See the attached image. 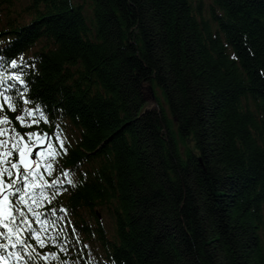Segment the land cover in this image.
Instances as JSON below:
<instances>
[{
	"label": "trees",
	"instance_id": "obj_1",
	"mask_svg": "<svg viewBox=\"0 0 264 264\" xmlns=\"http://www.w3.org/2000/svg\"><path fill=\"white\" fill-rule=\"evenodd\" d=\"M18 3L0 0V64L50 123L0 115L68 129L48 179L74 172L38 209L62 231L34 253L57 256L27 264H264V0Z\"/></svg>",
	"mask_w": 264,
	"mask_h": 264
},
{
	"label": "snow or ice",
	"instance_id": "obj_2",
	"mask_svg": "<svg viewBox=\"0 0 264 264\" xmlns=\"http://www.w3.org/2000/svg\"><path fill=\"white\" fill-rule=\"evenodd\" d=\"M11 65L13 69H17L18 61L12 59ZM2 67L0 64V68ZM17 85L22 87L17 88ZM27 91L28 83L24 79L23 68L0 73V110L6 104L9 111L18 112L15 121L21 127L39 125L41 120L50 123L40 104L33 108L27 107L31 102L25 94ZM10 92H15V95L9 94ZM16 101L23 105L19 110ZM37 113L40 119L27 118L35 117ZM4 124L11 127H3ZM5 135L8 136L7 140L0 138V229H3L0 230V238L7 237V243H0V249L21 244L24 245V251L32 255L37 247H44L49 241L57 244L56 237L62 231L58 223H49L45 212L38 209L51 203L53 197L48 195L49 191H63L64 183L74 184L68 169H63L54 179H48L55 172L58 158L67 153V148L58 132L50 134L34 131L22 134L15 130L9 116L0 115V137ZM34 149L39 159L33 158ZM61 210L66 211L63 206ZM50 211L54 215L57 209L51 208ZM62 219L63 217H56L57 221ZM50 230L51 235L48 234ZM67 242L65 236L62 244ZM61 251L67 252V249L61 246ZM16 256L19 259L20 253L17 252ZM36 256L37 259L46 260L50 256L56 257L57 253L36 252ZM0 264H8L4 255H0Z\"/></svg>",
	"mask_w": 264,
	"mask_h": 264
},
{
	"label": "rangeland",
	"instance_id": "obj_3",
	"mask_svg": "<svg viewBox=\"0 0 264 264\" xmlns=\"http://www.w3.org/2000/svg\"><path fill=\"white\" fill-rule=\"evenodd\" d=\"M25 3H26V0H21V3L20 4L18 3L16 5V9H19L20 7L23 8L25 6ZM21 17H24V20H28L26 18V15H24V14H22ZM145 94H148L147 90L145 91ZM155 95L157 97V100H158L159 104L165 109L166 114L170 117V113L168 111V105L166 103L164 95L162 94V92L158 88L155 89ZM145 107H154L156 110H159L158 104L156 103V105H155L152 100L151 101H146ZM171 127H172V129L174 131H177L176 125H174V123H172ZM102 216H103L102 217V219H103L102 222H103L104 227L106 228L107 235L109 237H112L113 232H112V226H111V219H110V217L107 214H102Z\"/></svg>",
	"mask_w": 264,
	"mask_h": 264
},
{
	"label": "water",
	"instance_id": "obj_4",
	"mask_svg": "<svg viewBox=\"0 0 264 264\" xmlns=\"http://www.w3.org/2000/svg\"><path fill=\"white\" fill-rule=\"evenodd\" d=\"M142 87L148 91V94L144 93V98L154 101L155 97H154L152 86L148 85V84L147 85L146 84H142Z\"/></svg>",
	"mask_w": 264,
	"mask_h": 264
},
{
	"label": "bare ground",
	"instance_id": "obj_5",
	"mask_svg": "<svg viewBox=\"0 0 264 264\" xmlns=\"http://www.w3.org/2000/svg\"><path fill=\"white\" fill-rule=\"evenodd\" d=\"M152 108H153V107H147V108L145 107V110L152 109ZM70 122H71V120L68 119V120L66 121V124H67V125H70V126H73ZM102 217H103V216H100V217H99V222L103 224V222H102V220H103ZM111 226H112V230H114V223H113L112 221H111ZM94 238H97V236H94ZM60 262H62V261H60Z\"/></svg>",
	"mask_w": 264,
	"mask_h": 264
}]
</instances>
